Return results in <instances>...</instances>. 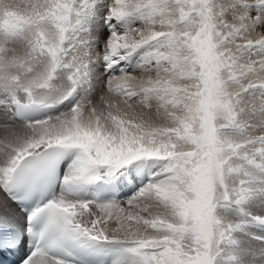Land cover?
I'll return each mask as SVG.
<instances>
[{
	"label": "snow or ice",
	"instance_id": "obj_1",
	"mask_svg": "<svg viewBox=\"0 0 264 264\" xmlns=\"http://www.w3.org/2000/svg\"><path fill=\"white\" fill-rule=\"evenodd\" d=\"M104 9L96 36L87 20ZM261 50L264 0H0V227L15 231L10 201L72 157L64 190L20 225L21 247L35 241L20 264H74L70 247L119 248L127 264H218L240 227L223 210L249 195L244 162L264 161V99L243 95L264 87ZM82 86L69 110L8 123ZM141 161L159 168L125 201L70 195ZM252 251L239 249V264Z\"/></svg>",
	"mask_w": 264,
	"mask_h": 264
},
{
	"label": "rangeland",
	"instance_id": "obj_2",
	"mask_svg": "<svg viewBox=\"0 0 264 264\" xmlns=\"http://www.w3.org/2000/svg\"><path fill=\"white\" fill-rule=\"evenodd\" d=\"M101 87L102 83L99 85H94L95 93L98 94ZM83 95V89L79 88L72 97L62 103L61 108L57 107L55 111L56 113L54 112V115L58 114L59 111L61 112L69 110L72 104L81 99ZM8 114L10 117L11 114ZM141 163L142 161L137 162L134 165L135 168L132 167L131 170L126 173L127 178H125L127 181H130V177L133 175H135L137 178H139V175H142V177L144 175L145 177L143 178H145V180L139 182L137 187L143 186L153 173L150 169L154 165L153 161L147 163L146 165H143L141 169H138V165ZM244 163L245 165L247 164L246 169L249 175L247 177H243V179L247 181L249 187V195L238 202L231 203L225 206V209L223 211L229 217H234L235 222L240 224V227L233 233L231 241L224 245L226 251L222 252L217 259L218 261L220 260L225 263L233 262L234 264H239V249L244 248L253 250L249 255H246L244 257L245 261L249 262V264H262V262H264V256H261L259 254V250L264 248V240H256L253 237H264V235L261 233L262 229L259 227L261 222L255 219L256 217L264 216V162H262L261 159H255L252 163ZM67 167L68 163L65 167V170ZM65 170H63V174ZM133 187H130V195H133V192H136L138 189L136 185H133ZM90 189L91 186H88L86 189V195L83 200H87L88 198H90ZM73 195L74 197L80 196L78 192L74 193ZM126 198L127 195L123 196L122 199H117V201H123V199Z\"/></svg>",
	"mask_w": 264,
	"mask_h": 264
},
{
	"label": "bare ground",
	"instance_id": "obj_3",
	"mask_svg": "<svg viewBox=\"0 0 264 264\" xmlns=\"http://www.w3.org/2000/svg\"><path fill=\"white\" fill-rule=\"evenodd\" d=\"M104 12H106V9H104V10H102L100 12L93 11L91 13V15L89 16L88 20H87V28H88V30L91 33H93L94 35H96V36H102V35H106L107 34L108 29H107V26L104 24V20L102 18ZM258 55H264V50H261L258 53ZM125 63L126 62H121V65L120 66H123ZM131 63L134 64L135 63V60H133ZM128 70L131 71V68H128ZM99 71H101V69H97V72H99ZM106 79H107V74H105L102 77H97L93 83H94V85H99V84L102 83V80H106ZM242 83L246 85L247 84V81H242ZM81 89H83V86L81 87ZM98 90H99V88H98ZM243 95L245 96V98H248L249 96H251L253 98L264 99V87L256 86L254 88H247L246 92ZM61 105L62 104L56 106L55 107V110H53V111L55 112L56 109H57V107L58 108H61ZM54 112H53V114L52 113H49L47 116L54 115ZM1 113H2V115H1ZM10 114L12 115V113H10ZM11 115H10V117H12ZM8 116H9V114H8ZM44 117H46V116H42V117H40L38 119H42ZM3 119H4V112H3V109L0 108V121H2ZM32 120H34V118ZM23 122L24 121L17 120L15 117H12L11 119L8 120V123H11V124H19V123H23ZM238 131L241 134H244V133H246L248 131V129L244 128V126L241 124L240 128L238 129ZM3 135H5V129H4L3 126H0V138H2ZM70 159H71V156H69L68 158H66L63 161L62 165H61L60 182H59L57 191H56V193H55L54 196L59 195L64 190L63 185H62V179H63V176L65 175V173L67 171V168L65 170V167L67 166V163L69 162ZM256 159L259 160L260 158L257 157ZM150 162L151 161H142V163L138 165V169H141V167L143 165H146L147 163H150ZM262 162H264V161H262ZM133 168H135V167L133 166ZM158 168H159V164L156 163V162H154V165L150 169H151L152 172H155ZM63 170H65L64 174H63ZM129 170H131V168ZM134 176L135 175L131 176L130 177V181H127L125 179V178H127V176L125 174V176H122L119 180H117V181L114 182V190H116V192L118 194V198L117 199H122L123 196L127 195V198L126 199H123V201L127 200L130 196H132V195H130V190L133 187V185H136V187H137L139 182H142V181L145 180V178H143V177H145L144 175H143V177H142V175H139V178H137L135 176V179H133ZM147 182L148 181H146V183ZM88 186H91V189H90V194H89V197L90 198H88L87 200L96 201L97 203H105V202L117 201V199L116 200H110L109 199V200H104V201H97L95 199L96 194H94V192L99 187L98 183L81 185V186L75 188L70 193V195L72 197H74L73 194L76 193V192H78L80 196L79 197H74V198L83 200L84 197H85V195H86V192H87L86 189H87ZM137 188H139V187H137ZM133 193H135V192H133ZM0 195H2V193H0ZM10 207L12 209L11 216H12V219L16 222V227H20V225H22V224L25 223V216H24V214L19 210V208L17 207V205L13 201H10ZM259 227L262 229L261 230V233L264 235V223H261L259 225ZM94 249L109 254V262H108V264H127V261L131 259V257L129 256L128 253L124 252L123 250H121L119 248H115V247H95ZM218 264H234V263L233 262L225 263V262H222V261L219 260L218 261Z\"/></svg>",
	"mask_w": 264,
	"mask_h": 264
}]
</instances>
